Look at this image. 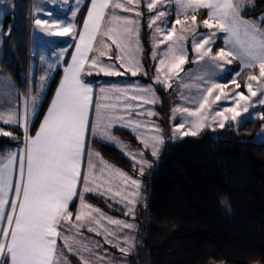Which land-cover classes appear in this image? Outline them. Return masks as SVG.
<instances>
[{"label": "snow or ice", "instance_id": "obj_1", "mask_svg": "<svg viewBox=\"0 0 264 264\" xmlns=\"http://www.w3.org/2000/svg\"><path fill=\"white\" fill-rule=\"evenodd\" d=\"M174 2L177 7V19L171 30L156 27L157 33H163V39L158 40L154 46L171 39L176 32L175 26L182 23L181 15L185 17V21L191 15L192 24L196 25L197 14L201 10H206L207 18L200 23L209 29V32L199 41L193 40V48L199 54L198 58L200 60L207 58L211 62L210 66L214 67L222 66L219 61L230 64L232 60H238L242 65L241 71H249L245 82L247 92L253 97L258 93L264 97V27L261 26L264 24V18H261V24L243 19L241 13L248 0H174ZM90 4L81 29H78L75 23L67 22L51 11L45 13L50 19L36 18L34 21L45 35L70 37L75 45L70 62L63 68V78L35 135L29 133V127L31 117L36 115L39 107L47 75L41 77V88L25 98L22 112L11 108L0 109V123L16 125L23 129V147L0 153V264H69L63 249L77 256L81 264H112L96 252L100 245L84 237L83 229L104 235L106 243L119 248L124 254H128L134 248V241L130 236H124L121 241L117 232L110 231L105 222L119 229L132 230L135 225L106 217L100 209L86 202L85 194L96 192L104 195L105 193L100 191L103 185L98 183L97 173L99 172L101 177L107 173L109 184L119 181L125 188L129 186L133 188L131 198L124 199L127 208L125 214L134 216L135 204L140 195V182L118 169L113 170L111 166L104 164L99 153L92 151L87 153V171L82 172L86 137L91 129L93 136L99 135L101 139L118 146L135 162V165L139 166L138 171L143 175L145 168L151 167L145 158V152L150 151L153 157L157 156L160 146L164 143L162 130L154 125L151 135H138L137 138L143 145L140 150H133L130 145L112 134L111 129L116 124L134 131L146 127L144 122L133 121L130 112L127 116L118 114L119 110L115 105L106 103L110 99V94H125L129 91L124 88L101 87L100 96L95 104L96 120L90 122L94 90L83 77L85 74L92 75L96 69L99 70L97 74L102 72L106 76L124 74L115 64H105L101 61L100 58L106 54L105 49H110L111 45L101 41L102 47L94 49L100 35L110 40L120 53L115 57L121 61L120 68H126L133 76L142 71V63L136 57V53L142 52L138 39V20L121 16L116 11H135V16L139 17L140 0H90ZM133 4L135 9L130 7ZM146 7L152 12L157 7V0H146ZM42 10L38 8L37 12ZM72 15L75 17L76 11H73ZM165 15V11L161 10L155 16H150L149 28ZM186 31L188 29L182 28L175 45H168L166 55H171L173 60L169 72L180 69L185 63L183 41ZM217 32L224 34L225 47L213 54L212 45L215 43ZM133 34L136 36L135 42ZM94 50L98 55L90 57L89 53ZM63 54L62 52L60 59L63 58ZM229 57L231 59H228ZM155 58L156 53L153 52V59ZM159 63L164 65L165 59L161 58ZM51 67L50 65L49 68ZM256 69L258 75L251 74ZM156 72V83L170 87V84L161 80V69L157 68ZM232 83L237 89L241 88L236 80ZM4 87L8 88L9 85L5 84ZM223 87L220 84H213L207 88L195 111L188 108L180 109L195 119L189 122V127L185 131H181L185 128L183 122L178 128H174L173 138L177 133L181 136H196L203 128L209 126L205 123L209 116L204 114L203 110L209 104V97L213 95L214 90L220 89L222 92ZM132 91L136 93L131 96L132 100L156 103L155 91L151 86L144 88L137 86ZM236 97L238 99H235ZM220 99V95L214 97L215 101ZM225 99H234L236 106L216 111L211 116L213 122L217 117L220 118L218 124L220 128H224L225 122L229 120L236 121L241 115L237 111L240 101H248L249 97L243 92H236L234 96H226ZM259 103L264 104V98L260 99ZM132 107L131 104H127L124 111L128 112ZM243 111H248L247 104ZM226 113H231V116ZM137 115L152 116L154 113L148 111ZM260 119L264 121V116ZM0 134L19 140V137L7 131H0ZM257 135L264 140V123ZM81 183L82 190L78 191V185ZM112 190L110 186L107 192ZM116 195H119V192ZM74 198L80 201L75 213L70 210ZM73 216L75 222L72 220ZM62 225L66 227L62 229ZM58 239L63 240L62 249L57 246Z\"/></svg>", "mask_w": 264, "mask_h": 264}, {"label": "trees", "instance_id": "obj_2", "mask_svg": "<svg viewBox=\"0 0 264 264\" xmlns=\"http://www.w3.org/2000/svg\"><path fill=\"white\" fill-rule=\"evenodd\" d=\"M89 1L85 0L78 11V29ZM241 15L261 24L264 0H250ZM9 23L10 15H6L4 29ZM145 29L142 20L143 63L152 76ZM11 34L4 37V44ZM3 55L1 66L24 92L28 85L27 64L22 65L15 56L11 57L8 44L4 45ZM60 72L59 69L55 73L29 128L31 135L42 119ZM137 77L147 81L141 75ZM156 91L157 118L168 128L169 102L160 87ZM257 111L254 118L237 126L204 128L196 136L166 140L160 158L143 175L116 147L95 141L94 147L103 159L138 175L142 182L143 203L137 206L133 216L137 224L136 243L128 255L129 264H264V142L252 140L264 123L260 119L264 116V105ZM0 128L19 137L14 140L12 136H0V152L21 146V131L3 123ZM116 133L122 140L136 145L135 137L128 130L117 129ZM88 200L111 210L99 197L90 195ZM71 260L79 263L74 257Z\"/></svg>", "mask_w": 264, "mask_h": 264}, {"label": "rangeland", "instance_id": "obj_3", "mask_svg": "<svg viewBox=\"0 0 264 264\" xmlns=\"http://www.w3.org/2000/svg\"><path fill=\"white\" fill-rule=\"evenodd\" d=\"M84 2L85 0H0V26L2 25V23L4 24V19L6 15H10V23L7 25V29H4L3 32H1V35L7 36V34L11 32V29L13 30V36H10L9 38L7 37V42H5V44H8L10 46L11 57L15 56L16 61L18 60L19 63L22 65L27 64L28 85L26 90L23 92V94H25L24 98L30 96L35 91L39 90L41 88V77L47 75L48 79L43 85V96V94L45 93V91H47V88L49 87V75L53 70L54 61L58 59L59 62L61 53L63 52L65 54L71 43H73V40L70 37H49L45 35L40 30V28L35 25V19H50V17L47 16L45 13L51 11L57 16L61 17L63 15L61 18L65 19L67 22H72L76 24V17L78 11L80 10ZM130 7H133L135 9V4L131 5ZM38 8L43 10L37 12ZM138 10L141 12V15L139 17L135 16V11L127 12L125 14L119 13V15L128 16L138 20L137 27L140 31L138 38L139 42L141 41L140 47L142 49V20L145 21V30L147 31V42L150 46L149 58L153 66V71L151 76L150 73L146 71L143 61L136 54L137 59L141 61L143 66L142 71L138 74L146 78V82L148 84L147 86H151L152 88L154 87L155 89H157V87H160L163 90V93L169 102V110L167 116L168 128H165L162 121L158 118L157 120H154V118H151V116L137 115V113H147L148 111H150L149 107L142 100H140L142 101L140 104H133L132 109H129L128 112H125L124 109L127 105V102H125V99L127 98L125 97L132 95H128L126 93L110 94V99L108 100V102L116 106V109L119 110L118 114L127 116L130 111L134 110L135 114L131 113V119L133 121H141L146 124V127H142L135 131L129 127H126L128 130H130L129 132H131V134L135 137L136 140V145H134V147L137 149L133 150H140L143 148V145L140 144L137 136L151 135L152 127L154 125L159 126V129L162 130L164 143L166 140H175L184 137L181 136L180 133H177L176 137L173 138V129L178 128L179 125L183 122L185 123V128L181 129V131L187 130L189 127V122L195 119V117L189 116L187 113L180 111V109L188 108L190 111H195L196 108H198V102L202 99V96L206 94L207 88L211 87L213 84H220L224 87L222 92L220 89H216L214 90L213 95L209 97V104L203 110V113L209 116V119L205 122L209 126L205 128L219 127L218 124L220 118L217 117L216 121L213 122L211 116L214 115L216 111L223 110L227 107L236 106L234 99H225L226 96H234L236 92H243L246 96L249 97V100L240 101V106L237 108V111H239L241 115L237 117L236 121L229 120L225 122V125L233 124L234 126H237L243 123L245 120L254 118L258 114V107L264 105L259 103V100L264 97H261L259 93L257 94V96L253 97L250 93L247 92L245 82L247 80V76L249 75V71L246 70L247 73L242 72V65L238 60H232L230 64L226 61H219L222 66L214 67L210 66L211 62L207 58H205L204 60H200L198 58L199 54L193 48V40L195 39L199 41L202 36H206L208 34L209 29L204 28L203 25L200 23L205 18H199V16L197 15V24L193 25L191 21V15L187 17L186 21L185 17L181 15L180 19L182 23L175 26L176 32L173 34L171 39L164 41V43L158 44V46H154L156 45L158 40L163 39V33H157L155 31L156 27L160 26L162 29L166 27L167 29L171 30L175 20L177 19L176 4L174 0H157V7L153 9L152 12H149L146 7V0H140ZM161 10L165 11V17L161 18V20L156 21V23L151 28H149V17L155 16L157 12ZM73 11H76L75 17H73L72 15ZM105 26H107V23L105 24ZM182 28L188 29V31L184 32L185 39L183 41L185 49V63L181 65L180 69L169 72L168 69L169 67H171L173 60L171 55H166L168 45H175L177 36L181 34ZM223 36V33L217 32L215 43L212 45L213 54L218 52L221 48L225 47ZM135 40L136 36L135 34H133V42H135ZM99 41H106L109 45H111V50L105 49L106 54L105 56L100 58L101 61L105 64H115L117 69L124 74L118 76L122 79H117L115 78L116 76H106L102 72H99V74H97L99 70L96 69L94 75H90L91 81L94 84H97V86H101L105 89H130L133 88V85H141L137 82L126 81L127 76L130 77L133 75L131 74V72L127 71L126 68L119 67L121 61L116 60L115 57L117 55H120V53H118L115 45L112 44L110 40H107L106 37H104L103 35L99 36ZM65 49L66 51H64ZM114 49H116L115 52L109 53V50L112 51ZM153 52L156 53L155 59H153ZM177 55H179V53H177ZM161 58L165 59L164 65H161L159 63ZM228 59L231 58L229 57ZM50 65L52 66L51 69L49 68ZM157 68L161 69V80L165 81L166 84H170V87L165 86V84L156 83L155 77L157 75ZM145 72L147 73L146 75L144 74ZM237 73H239V75H237ZM251 74L258 75V69L254 70ZM131 79L134 78L132 77ZM233 80H236V82L241 85V88L237 89L236 85L232 83ZM216 95L221 96V99L219 101L214 100V97ZM235 99H238V97H236ZM245 104H247L248 107L247 112L243 111V107L245 106ZM226 114L231 116V113ZM35 116L31 117V124L34 122ZM116 125L120 126L119 124ZM0 131L7 130L0 128ZM260 132L261 128L253 137V141L264 142V140H262L257 135ZM0 136L3 135L0 134ZM126 143L130 145L128 142ZM164 143L160 146L158 154L155 157L151 155L150 151L145 152V158L151 164V167L154 161L160 158L161 153L163 151ZM6 150H8V148L3 149L0 153L5 152ZM132 162L134 164V167L138 171L139 166L135 165V162L133 160ZM150 168L146 167L145 171ZM141 198V195H139V197L137 198L136 205L141 202ZM121 208L124 213L127 212L125 203H123ZM117 220L127 221L128 223H132L135 225V228L132 230L119 229V231H121V241L123 240L124 236H130L133 239L135 246V229L137 226L136 222L132 219ZM99 241L100 238L96 239V243H99ZM103 249L108 250V248L104 245ZM132 250L129 253H131ZM99 251L100 248H97L96 252L100 256H104L106 258V261H111L112 264H129V253L124 254L117 247L115 249L111 248L112 256L110 257L106 252L104 254H101ZM116 251H118V253ZM117 255H119V258L117 257ZM72 256L74 255H69L70 259ZM68 261L69 264H73L70 262L72 260Z\"/></svg>", "mask_w": 264, "mask_h": 264}, {"label": "crops", "instance_id": "obj_4", "mask_svg": "<svg viewBox=\"0 0 264 264\" xmlns=\"http://www.w3.org/2000/svg\"><path fill=\"white\" fill-rule=\"evenodd\" d=\"M248 2H250V0H248ZM247 5V4H246ZM245 5V6H246ZM91 6V4H90V1H89V4H88V8ZM88 8H87V10H88ZM117 11V14H119V13H121V14H125V13H127V12H124V11H121V10H116ZM86 15H87V11H86V13H85V16H84V19L86 18ZM200 15H201V18H206L207 17V12H206V10H201V12H200ZM63 16V15H62ZM61 16V17H62ZM83 19V20H84ZM243 19H245V20H250V19H247V18H244L243 17ZM251 21H253V20H251ZM256 22V21H255ZM3 23H2V25L0 26V109H9V108H11V109H18V110H20L21 112L23 111V107H24V100H25V98H24V95L25 94H23V92L21 91V90H19L18 89V87L15 85V83L13 82V80L11 79V77L9 76V73L1 66V62L3 61V48H4V37L5 36H3V35H1V32H3V30H4V27H3ZM82 25H83V23H82ZM82 25H81V28H82ZM12 27V26H11ZM80 28V29H81ZM12 29H11V33H12ZM140 32V31H139ZM224 35V34H223ZM13 36V34H11V37ZM139 39V38H138ZM141 42V41H140ZM139 42V44L141 45V43ZM102 47V45H101V41H99V36L97 37V40H96V42H95V45H94V49H100ZM74 50H75V45H74V41H73V43H71V45L69 46V48H68V50L66 51V53L65 54H63V58L62 59H60L59 60V62H58V59H56V61H54V66H53V70H52V72L50 73V75H49V77H50V83H51V81H52V79H53V77H54V75H55V73L60 69V75H59V77H58V81H57V84H56V86H55V89H54V92H53V95H52V97H51V99H50V101H49V103H48V105H47V108H46V110H45V112H44V114H43V116H42V119H41V121H40V123L42 122V120H43V117L46 115V113H47V110H48V108H49V106L51 105V101H52V99L54 98V96H55V93H56V90H57V88L59 87V84H60V82H61V80H62V78H63V75H64V73H63V68L64 67H66L67 66V63L68 62H70V59H71V54H72V52H74ZM111 50V49H110ZM109 50V53H113V52H115L116 51V49H114V50H112V51H110ZM138 56H139V58L143 61V49H142V52H138V53H136ZM89 55H90V57H92V56H96V55H98V52L97 51H93L92 53H89ZM87 67V66H86ZM96 70H93V74L91 75V76H93L94 75V72H95ZM139 75V74H138ZM134 78V79H131V78ZM84 80H85V82L86 83H88L92 88H93V90H94V95H93V103H92V106H91V109H90V114H89V118H90V122H95V120H96V113H95V104H96V101H97V98L99 97V95H100V89H101V86H97V84H94L92 81H91V79H90V75H87V74H85L84 75ZM115 78H117V79H122V78H120V77H118V76H116ZM126 81H131V82H137V83H140L141 85H133L132 87L133 88H130V89H128L129 91L126 93V94H128V95H133V94H136V93H134L132 90L133 89H135L137 86H139V87H141V88H144V87H148L147 85V82L146 81H144V80H142L141 78H139V77H137V76H130V77H126ZM116 82H120V81H116ZM50 83H49V85H50ZM5 84H7V85H9V87L8 88H5L4 87V85ZM136 84V83H135ZM154 88V87H153ZM48 89V88H47ZM108 89H110V88H108ZM154 90H155V98H156V103H146V105L149 107V110L152 112V110H153V113H154V115H152L151 116V118H154V120H157V110H156V107H157V105L159 104V97H158V94H157V91H156V89L154 88ZM46 92L47 91H45V93L43 94V96L41 97V100H40V104H39V107H38V109H37V113H36V116H35V119H36V117H37V115H38V112H39V110H40V107H41V104H42V102H43V100H44V97H45V94H46ZM125 98H127V99H125V102H127V104H131V105H136V104H140L142 101H140L139 99H137V100H132L131 99V96H128V97H125ZM107 103H109L108 101H107ZM110 104V103H109ZM259 108V107H258ZM132 109V108H131ZM134 112V113H133ZM130 113H132V114H135V111L133 110V111H130ZM40 123H39V125H38V127H37V129H36V131L39 129V126H40ZM33 124V123H32ZM31 123H30V127H31V125H32ZM6 125V124H5ZM11 127H14L15 129H17V130H19V131H21L22 132V134H23V129L22 128H19V127H17L16 125H10ZM29 127V128H30ZM117 129H126V130H128L126 127H122V126H118V125H115L112 129H111V131H112V134L113 135H115L116 137H119L118 136V134L116 133V130ZM35 131V132H36ZM128 131H130V130H128ZM35 132H34V134H32L33 136L35 135ZM120 138V137H119ZM121 139V138H120ZM122 140V139H121ZM95 141H100V142H103V143H106V144H108V145H112V146H114L111 142H109V141H107L106 139H101L100 138V136L99 135H97V136H93L92 134H91V129H90V131H89V134H88V136L86 137V152H85V158H84V160H83V163H82V172H86L87 171V153H88V151H92V152H95V153H99L97 150H96V148L94 147V143H95ZM124 143H126V141H124V140H122ZM127 144V143H126ZM130 146H131V148L132 149H137V148H135L133 145H131L130 144ZM21 147H23V142H22V144H21V146L20 147H18V148H21ZM114 147H116L118 150H120L131 162H132V159L128 156V155H126L125 154V152L124 151H122L118 146H114ZM17 148V149H18ZM16 149V150H17ZM100 157H102L101 155H100ZM95 159V158H94ZM102 160H103V162H104V164H106V165H109V166H111V168L113 169V170H116V169H118V170H120V171H122L123 173H126L128 176H130L131 178H133V179H136V180H138L139 182H140V185H141V187H140V195H141V202L140 203H138L137 205H136V208H135V212H136V209H137V206L138 205H140V204H142L143 203V191H142V182H141V180H140V178H139V176L138 175H132V174H129V173H127V172H125V171H123L122 169H120V168H118L117 166H115V165H113V164H111V163H109L108 161H106L105 159H103V157H102ZM133 163V162H132ZM134 165V164H133ZM138 172V171H137ZM97 177H98V183H102V187L100 188V191L101 192H103V193H105L104 195H99V194H97L96 192H90V193H86L85 194V200H86V202L88 203V204H90V205H92V206H94L95 208H98V209H100V211L106 216V217H111V218H113V219H124V220H130V219H132L133 220V215L131 216V215H126L125 213H124V211L123 210H121L122 208H121V206L123 205V203H126V200L124 199V197H128V198H131V196H130V194H131V192L133 191V188L131 187V186H129V187H127V188H125V186L122 184V183H119V181H114V182H112V184H109L108 183V176H107V173H105V175L103 176V177H101L100 176V174H99V172L97 173ZM112 187V192H107V189H108V187ZM82 187H83V185H82V183L81 184H79L78 185V191H80V190H82ZM117 192H119V195H116V193ZM96 196V197H99V198H101L109 207H110V209L111 210H113V211H117V212H120V213H122V215H115V214H112V212H111V210L110 211H108V210H105L104 208H100V207H98V206H96L95 204H92L89 200H88V197L89 196ZM79 203H80V201H79V199L78 198H74V200H73V202L70 204V210L73 212V213H75L76 211H77V209L79 208ZM72 220H73V222H75V216H73V218H72ZM106 224V223H105ZM5 226H6V222H5ZM106 226L109 228V230L110 231H116L117 232V235L119 236V238H120V240H121V231H119V228L117 227V226H114V225H111V227H110V225H107L106 224ZM62 227V229L64 228V227H66V226H64V225H62L61 226ZM68 227H70V225L68 226ZM82 234H83V236L84 237H86L87 239H89L90 241H92L93 243H96V239H99L100 238V241H99V245H100V253L101 254H104L105 252L108 254V256L110 257V256H112V251H111V248L112 249H115L116 247H113L111 244H109V243H106L105 242V239H104V235H97L95 232H88L87 231V229H83L82 230ZM103 245L105 246V247H107L108 248V250H104L103 249ZM57 246H58V248H60V249H62L63 248V240L62 239H58L57 240ZM64 250V253H65V255L67 256V259L68 260H71L70 259V257H69V255L71 254V253H69L68 251H67V249H63ZM96 251H97V249H96ZM117 253H118V251H116ZM72 257H74L75 259H77L78 261H79V263H75V262H73V261H70L71 263H73V264H81V262H80V260H79V258L77 257V256H72ZM117 257L119 258V255H117Z\"/></svg>", "mask_w": 264, "mask_h": 264}]
</instances>
